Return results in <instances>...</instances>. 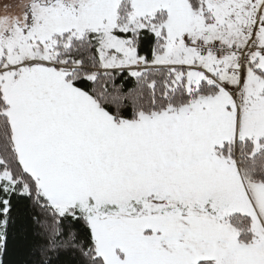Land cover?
<instances>
[{"label": "snow or ice", "instance_id": "1", "mask_svg": "<svg viewBox=\"0 0 264 264\" xmlns=\"http://www.w3.org/2000/svg\"><path fill=\"white\" fill-rule=\"evenodd\" d=\"M0 264H264V0H0Z\"/></svg>", "mask_w": 264, "mask_h": 264}]
</instances>
